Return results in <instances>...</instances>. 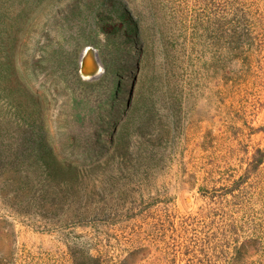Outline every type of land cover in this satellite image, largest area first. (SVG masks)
<instances>
[{
    "label": "rangeland",
    "instance_id": "374dc122",
    "mask_svg": "<svg viewBox=\"0 0 264 264\" xmlns=\"http://www.w3.org/2000/svg\"><path fill=\"white\" fill-rule=\"evenodd\" d=\"M0 264H264V0H0Z\"/></svg>",
    "mask_w": 264,
    "mask_h": 264
},
{
    "label": "bare ground",
    "instance_id": "6f19581e",
    "mask_svg": "<svg viewBox=\"0 0 264 264\" xmlns=\"http://www.w3.org/2000/svg\"><path fill=\"white\" fill-rule=\"evenodd\" d=\"M80 67L83 70L90 71L97 68V72H100L101 70V64L98 61V59H94L92 52L89 50V48H85L82 51L81 57H80Z\"/></svg>",
    "mask_w": 264,
    "mask_h": 264
},
{
    "label": "trees",
    "instance_id": "16d2710c",
    "mask_svg": "<svg viewBox=\"0 0 264 264\" xmlns=\"http://www.w3.org/2000/svg\"><path fill=\"white\" fill-rule=\"evenodd\" d=\"M262 155H263L262 152L260 153V151L257 150L256 154L252 156V160L249 163L250 166H253V167L257 166L262 160V157H263ZM242 180L243 179H240V178L235 180L232 189H234L235 185H239V183H241Z\"/></svg>",
    "mask_w": 264,
    "mask_h": 264
},
{
    "label": "water",
    "instance_id": "95a60500",
    "mask_svg": "<svg viewBox=\"0 0 264 264\" xmlns=\"http://www.w3.org/2000/svg\"><path fill=\"white\" fill-rule=\"evenodd\" d=\"M89 48V50L92 52V55L94 57V59H98L97 56H96V52L95 50L92 48V47H87ZM99 61V60H98ZM97 68L95 67L94 69L90 70V71H86V70H83L81 67H80V73L82 76H84L85 78H89V77H93L95 75H97L99 72L96 71Z\"/></svg>",
    "mask_w": 264,
    "mask_h": 264
}]
</instances>
